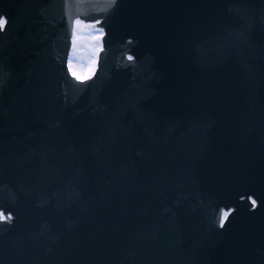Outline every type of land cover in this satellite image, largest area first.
<instances>
[{
	"label": "water",
	"instance_id": "95a60500",
	"mask_svg": "<svg viewBox=\"0 0 264 264\" xmlns=\"http://www.w3.org/2000/svg\"><path fill=\"white\" fill-rule=\"evenodd\" d=\"M90 1L86 5L85 0H0V13L17 17L9 38L0 35V130L20 140L11 148L0 146V165L9 167L0 172V210L13 217L0 222V264H43L42 260L47 264H264V178L251 188L247 177L235 176L243 157L226 153L231 128L215 137L212 153L216 154L208 157L210 161H196L181 140L164 137L138 162L139 168L131 164L119 174L111 158L127 126L116 122L108 133L106 124L120 108L115 99L108 103L110 97L105 95L94 100V93L103 87L128 84L146 96L151 92L185 96L182 104L190 93L213 94L216 103L206 110L205 130L216 133V118L220 127L227 128L237 116L249 118L260 138L264 115L259 114L256 124L246 99L264 86L258 70H249L252 63L262 67L264 60L244 54L242 45L254 38L264 45V0H232L198 19L192 24L193 32L205 27L209 30L202 37L209 34L208 41L198 40L195 47L191 35L183 38L186 23L178 31H169L161 25L166 21L149 19L161 5L166 6L162 0L152 5V0H145L150 7L118 0L114 8L111 0ZM204 1L175 0L176 8H169L172 18L178 8H187L192 15ZM66 3L73 7L66 9ZM69 11L82 18L90 12L97 17L110 12L106 42L112 51L100 64L107 70L83 85L82 91L65 65ZM142 34V42L150 41L148 46L153 47L150 51L141 46ZM127 37L142 48H137L134 54L140 57L132 62L116 56L128 47ZM183 46L193 47L199 59L185 66L192 68L191 77L182 83L186 93L179 94L181 86L175 79L181 72L178 48ZM261 51L264 57V48ZM186 59L194 58L190 54ZM131 70L141 72L132 76ZM228 70L225 78L222 72ZM65 91L72 92L71 98ZM61 95L77 117L73 125L69 120L67 126L57 128L53 116ZM225 95L236 101L238 112L232 110L227 116L220 103ZM167 109L160 105L161 112ZM157 110L155 102L147 101L140 114L152 122ZM139 111L117 114L131 116ZM100 120L106 124L99 127ZM55 129L67 131L58 133L64 139L58 142L63 149L60 156H71L66 147L74 138L84 143L87 165L73 158L48 159ZM261 144L258 140L253 149ZM231 150L237 155L236 148ZM81 168L87 169L89 178L78 182L75 176ZM261 169L264 173V166ZM249 195L257 200L253 211ZM224 208L232 211L221 227ZM81 227L89 250L85 243L68 239L80 234Z\"/></svg>",
	"mask_w": 264,
	"mask_h": 264
},
{
	"label": "snow or ice",
	"instance_id": "6c2138e0",
	"mask_svg": "<svg viewBox=\"0 0 264 264\" xmlns=\"http://www.w3.org/2000/svg\"><path fill=\"white\" fill-rule=\"evenodd\" d=\"M115 6H116V0H111V7L114 8ZM72 7H73V5L70 3L65 4L66 9L70 10ZM68 18L70 21L72 53H75L76 47H77V42H78L81 34L83 33V31L85 29H89V30L96 29V25L100 24L101 21L96 20L94 23H85L79 16H77L76 18L73 19L71 14H70V11H69V17ZM8 23H9V18L7 17V15L6 14H0V30H5ZM96 31H98L100 33V35H95L93 33L92 38L97 42V44H99L101 37L104 34V30H103V28H100V29H96ZM96 51H99V49L94 50L93 56H95ZM72 53H70L69 57H68V64H67L68 72L72 75V77L75 80L83 82L84 80H87L89 78V75H90L92 69L95 67V59L93 58V60L91 61V64L89 65L87 72H78L76 70V68L74 67L73 62H72V59H73ZM128 59L131 61V60H133V57L129 56ZM252 204H253V206H255L256 201L252 200ZM228 215H229V213H227V212H224L221 215V218L219 221L221 227H224L225 220L227 219ZM12 219H13V217L11 215L4 216L2 213H0V220L11 221Z\"/></svg>",
	"mask_w": 264,
	"mask_h": 264
},
{
	"label": "rangeland",
	"instance_id": "374dc122",
	"mask_svg": "<svg viewBox=\"0 0 264 264\" xmlns=\"http://www.w3.org/2000/svg\"><path fill=\"white\" fill-rule=\"evenodd\" d=\"M92 34L93 33H91V34H81V36H80V38H79V40L77 42V47H76L75 53L71 52L72 56H73L72 61L74 59L78 60V59L82 58L83 60L90 61V64H91V61L96 56V53H95V56H93V52H94L95 49L98 48L97 42L95 40H92L93 39L91 37ZM90 64H88L86 66H81L79 68L78 72H87Z\"/></svg>",
	"mask_w": 264,
	"mask_h": 264
},
{
	"label": "bare ground",
	"instance_id": "6f19581e",
	"mask_svg": "<svg viewBox=\"0 0 264 264\" xmlns=\"http://www.w3.org/2000/svg\"><path fill=\"white\" fill-rule=\"evenodd\" d=\"M87 34V33H86ZM88 34H91V33H88ZM95 35H100V33L98 32V31H95V33H94ZM92 37V36H91ZM92 40H94V39H92ZM73 65H74V67L76 68V70L77 71H79V68L81 67V66H86V65H88V64H90V61H88V60H83L82 58L81 59H74L73 61Z\"/></svg>",
	"mask_w": 264,
	"mask_h": 264
}]
</instances>
